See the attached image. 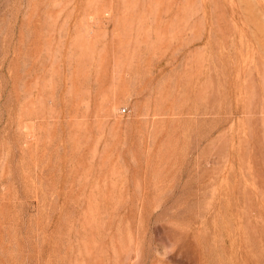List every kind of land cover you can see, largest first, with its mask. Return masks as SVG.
I'll use <instances>...</instances> for the list:
<instances>
[{
	"label": "rangeland",
	"instance_id": "rangeland-1",
	"mask_svg": "<svg viewBox=\"0 0 264 264\" xmlns=\"http://www.w3.org/2000/svg\"><path fill=\"white\" fill-rule=\"evenodd\" d=\"M0 264H264V0H0Z\"/></svg>",
	"mask_w": 264,
	"mask_h": 264
}]
</instances>
